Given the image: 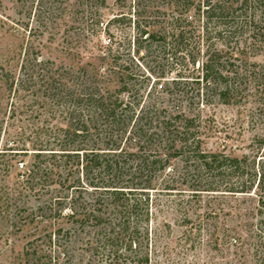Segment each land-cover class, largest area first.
Returning a JSON list of instances; mask_svg holds the SVG:
<instances>
[{"label":"trees","instance_id":"trees-1","mask_svg":"<svg viewBox=\"0 0 264 264\" xmlns=\"http://www.w3.org/2000/svg\"><path fill=\"white\" fill-rule=\"evenodd\" d=\"M163 1L173 7L167 19L157 25L134 20V52L155 45L169 66L157 76L163 84L156 80L149 89L112 39L101 42L109 22L107 0H44L39 23L79 25L63 34L69 63L41 60L29 46L19 69L22 79L11 74L8 84L16 98L12 138L18 140L3 150L31 155L21 184L30 191L46 189L50 210L62 214L68 207V228L52 233L57 242L84 234L88 255L105 263L148 264L142 247L147 246L153 194L255 196L264 208V64L251 61L264 52V0ZM139 16L134 11L132 17ZM142 37L145 46L138 42ZM194 71L196 82L212 86L219 103L250 106L254 134L247 153L234 156L226 146L219 151L203 146L206 119L186 111L179 100L184 95L179 85ZM171 72L175 78L168 80ZM34 79L41 83L31 94L38 92L40 103L19 93L30 91ZM34 103L48 115L44 125L17 126L19 115L32 117ZM84 193L91 199L80 203ZM259 244L254 257L264 264V238ZM65 250L55 259L27 248L23 258L27 264H59L62 255L69 262L72 253Z\"/></svg>","mask_w":264,"mask_h":264},{"label":"rangeland","instance_id":"rangeland-1","mask_svg":"<svg viewBox=\"0 0 264 264\" xmlns=\"http://www.w3.org/2000/svg\"><path fill=\"white\" fill-rule=\"evenodd\" d=\"M42 3L44 0H0V264H27L23 258L27 248H36L44 256L55 259L66 248L65 251L72 253V259L65 262V258L59 255V264H120L101 262L88 255V238L84 234L77 236L76 233L65 243L57 242L52 233L59 227L68 228L65 217L69 213L68 207L59 214L54 207L50 210L45 204L48 198L46 189L30 191L23 187L22 175L24 167L29 165L30 154L12 156L3 150L18 140L12 138L17 131L12 125L15 118L11 117L16 98L13 90L9 92L8 84L11 74L22 79L19 69L25 49L32 46L39 52L41 60L50 59L56 64L67 65L69 59L62 49L63 34L66 29L79 26L42 25L37 19ZM165 5L163 0H139L138 3L136 0H121L119 3L107 0V9L104 10L105 20L109 22L105 34L104 31L100 34L101 42L106 44L108 38L112 39L129 67L139 75L138 80L147 84L149 89L156 80L164 83L165 79L157 76L169 66L164 59L160 60L155 45L146 52H134L137 39L134 20L138 19L139 25H157L155 22L167 19L173 9ZM136 10L140 11L139 18L132 17ZM119 14H122L119 21L114 20ZM194 27L199 29L201 25L196 23ZM52 31L57 34L51 38ZM144 38L138 41L143 46L146 45ZM218 49L225 50L219 44ZM251 61L264 64V52ZM195 75L196 71L193 76L186 75L179 85L184 94L179 100L186 111L191 114L199 112L206 119L209 131L203 146L209 151H219L226 146V153L234 156L247 153L246 147L254 134L248 118L250 106L219 103L212 86L206 89L203 82H196ZM165 76L168 80L175 78L174 72ZM33 83L30 91L19 93L29 95L30 102L40 103L36 99L39 93L32 95L31 92L35 93L41 82L34 79ZM36 103L32 107V117L19 115L17 126L32 121L44 125L48 115ZM18 145L21 146V142ZM20 163L24 164L23 168ZM80 196V203L91 199L85 193ZM186 196L153 194L155 203L151 207L148 240H144L147 246L142 247L148 264H256L254 251L264 238V208L258 207L255 196L221 193L203 194L193 199ZM50 234L51 242L48 240ZM121 264L125 263L122 261Z\"/></svg>","mask_w":264,"mask_h":264}]
</instances>
